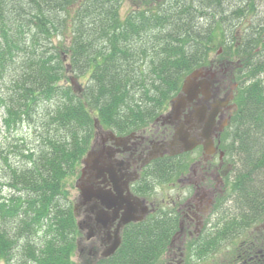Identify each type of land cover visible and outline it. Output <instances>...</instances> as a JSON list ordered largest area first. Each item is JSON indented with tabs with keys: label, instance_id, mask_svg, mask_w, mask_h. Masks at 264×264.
<instances>
[{
	"label": "trees",
	"instance_id": "16d2710c",
	"mask_svg": "<svg viewBox=\"0 0 264 264\" xmlns=\"http://www.w3.org/2000/svg\"><path fill=\"white\" fill-rule=\"evenodd\" d=\"M122 1L0 0V264H67V233L76 228L64 187L95 121L124 131L157 118L184 77L228 38L234 53L227 44V55L237 56L236 79L243 81L227 145L237 169L226 224L258 220L264 0H164L154 12L133 9L121 21ZM21 123L37 125L32 144L19 137ZM163 228L155 221L136 229L112 264H149L167 241Z\"/></svg>",
	"mask_w": 264,
	"mask_h": 264
},
{
	"label": "flooded vegetation",
	"instance_id": "af4514ba",
	"mask_svg": "<svg viewBox=\"0 0 264 264\" xmlns=\"http://www.w3.org/2000/svg\"><path fill=\"white\" fill-rule=\"evenodd\" d=\"M210 66L214 67V64L210 62ZM222 90L220 86L210 87L195 101L186 104L182 114H168L160 123L151 124L142 132L144 137L142 133L129 136L105 134L99 144L100 149L80 171L75 185L74 215L79 229L74 258L81 259L88 252L90 258L85 264H105L111 257L106 256L111 248L116 243L120 245L123 237L133 233L131 228L134 224L142 223L148 215H160L163 226H173L177 222L166 252L171 248L175 235L180 233L188 237L185 250H177L181 254L179 264H217L219 258L227 257L234 262L224 264H264V242L256 245L252 238L240 241L246 231L249 236L253 229L256 233H263L264 220L260 227L253 226L249 230L238 218L235 224L229 226L226 224L228 216L224 214V204L215 206L217 194L222 192L220 179L224 162L219 157V150L214 155H207L203 136L214 141L219 138L234 109ZM206 124L210 125L209 131L205 130ZM175 130L187 132V139H195L198 145L192 152H183L184 143L175 137ZM148 132L150 135L145 136ZM133 139L135 143L131 142ZM118 146L122 152H129L128 155L117 149ZM193 153L201 155L198 164L210 163L202 182H198L200 175L196 170L192 179H185V173H180L179 177L175 175L176 170H182L181 166L185 169L184 163L196 161H190ZM216 157L217 167L211 164ZM162 177L168 181L160 183ZM177 184L181 186L177 187ZM161 185L171 188L169 193L174 192L167 201L164 196L161 199L157 196ZM223 224L228 228H224ZM81 238L88 242V247L80 245ZM223 253H233L234 256ZM162 262L161 257L156 264Z\"/></svg>",
	"mask_w": 264,
	"mask_h": 264
},
{
	"label": "rangeland",
	"instance_id": "374dc122",
	"mask_svg": "<svg viewBox=\"0 0 264 264\" xmlns=\"http://www.w3.org/2000/svg\"><path fill=\"white\" fill-rule=\"evenodd\" d=\"M132 2H136V3H138L136 0H132ZM263 9H264V5H263V7H262ZM131 2H130V0H123L122 1V5H121V7H120V9L118 10V19L120 20V15L122 16V17H125V15L126 14H128L129 12H131ZM141 9V8H140ZM256 15L257 14H254L253 13V16H254V18L253 19H255L256 18ZM248 20H245L244 22H243V25H241V27L242 26H244V23L245 22H247ZM262 22H264V21H262ZM247 25H249V24H247ZM258 29H262V28H258ZM137 42V41H136ZM220 52L217 54L216 52H212L210 55V58H212V60H210V61H212L213 63L212 64H215V66H216V63L218 62V67L217 68H215V69H219L220 67H222V65H224V66H226L225 67V72H224V75L227 77V78H231L232 76H233V73H234V71L232 70V64L230 63V60L235 64V61H234V57H237V56H228L227 55V51H225L224 49L223 50H219ZM218 52V51H217ZM216 54L218 55V59H217V57H216ZM232 54V53H231ZM216 57V58H215ZM225 61V62H224ZM214 66V67H215ZM206 68H208V67H206ZM215 71H218V73H219V75L221 76L222 75V72L220 71V70H215ZM235 74H236V72H235ZM67 76H68V81L71 83L70 85L71 86H74V88L76 89V90H79V88H80V83L78 82L79 80L77 79V80H73L72 78H71V76H73V75H70V74H67L66 75V78H67ZM214 79L217 81V77H214ZM218 80H219V82H218V84H220V87H221V82L224 80V78H219L218 77ZM65 85V84H64ZM217 85V84H216ZM217 86H219V85H217ZM231 84H229L228 83V81L225 83V85H224V89H226V90H230V88H231ZM226 90H222V94L223 95H226V94H228L227 93V91ZM180 100V97H177V100ZM173 99H171V101H172ZM170 101V102H171ZM191 103V98L188 100V104H190ZM233 105H237L236 103H232ZM182 108H183V106H182ZM182 108H180V110H179V113H181L182 112ZM172 110V109H171ZM171 111L169 110L168 111V113H170ZM182 114V113H181ZM0 128L2 129V124H1V117H0ZM40 128V127H39ZM162 128V127H161ZM36 129H38L37 128V125L35 124V123H31V124H29V125H23L21 128H20V138L21 137H23L25 140H26V142L27 143H29V144H32L33 143V141H34V138H32V137H34V134L37 132V130ZM160 134H162L161 133V131L159 132ZM171 133V132H170ZM141 134V133H140ZM147 135H150V133L148 132L145 136H147ZM122 136H123V134H122ZM142 136L144 137V133H142ZM0 141H1V137H0ZM132 143H135V140L133 139L132 141H131ZM98 141H97V139H95V140H93V142H92V144H91V146L90 147H88L86 150V152H95V151H97V150H99L100 148H98L99 146H98ZM106 145V144H105ZM102 148H103V146H101ZM117 149H120V151L122 152V149H121V147L120 146H118L117 147ZM122 153H126V155H128V153L129 152H127V151H125V152H122ZM130 155V154H129ZM193 156H191V158H190V161L192 162L193 160H196V161H194V162H192V164L190 165V169H189V171L188 172H186L185 174H184V177H185V179H192L193 178V176H194V174H193V171L194 170H196V173H198L199 172V179H198V182H202L203 180H204V178H206V173L208 172V170H207V166L210 164V163H206V162H200L199 164H198V161H200V154H197V153H193L192 154ZM208 155V154H207ZM209 156V155H208ZM232 159V158H231ZM229 157H226L225 158V162H231V161H233V159L231 160ZM213 166H218V160H217V157L214 159V161L211 163ZM229 164H231V163H229ZM202 172V173H201ZM81 178H82V180L84 179V175L83 176H81ZM81 180V181H82ZM69 182H70V180H69ZM75 183H78V181L76 180L75 181ZM70 186H71V190H70V195H69V198H70V202H71V200L73 201V198L74 197H76L77 196V191L75 190V184H74V182H72L71 181V183H70ZM181 186V184H177V187H180ZM6 194V193H5ZM174 195V192H168V187H166L165 185H161L160 186V189H158V191H157V196L159 197V199H161V198H163L162 196H164L166 199H165V201H167L169 198L168 197H171V196H173ZM188 195V194H187ZM189 196V195H188ZM190 196H192V194L190 195ZM162 202H163V200H162ZM162 202H160L159 203V205H161V203ZM228 206H229V203L227 204ZM233 207V205L231 204L230 205V207L229 208H232ZM227 208H225V210H226ZM229 211H227V213H228ZM226 213V214H227ZM181 216H183V215H181ZM179 219H181L180 217H179ZM254 227H256V228H258L259 226H258V224H255L254 225ZM185 232H187L188 231V229H183ZM162 231H164V228H163V230ZM164 234H165V231L163 232ZM166 235V234H165ZM247 235H248V238H247ZM259 236H261V238H257V237H259ZM76 238H77V234H76V232H75V242H76ZM249 238H252L254 241H255V244L256 245H260V244H262L263 242H264V232L263 233H256V230H252L251 231V233H250V236H249V234L247 233V231L243 234V236L240 238L241 240L240 241H242V240H245V239H249ZM82 239V242L80 243V245L82 244L84 247H88V242H86V241H84V239L83 238H81ZM187 239H188V237H183V236H181L180 235V233H178L177 235H175L174 237H173V239H172V242H171V245H170V249H167V251L168 252H164V254L162 255V261L164 262V261H171V262H173V264H179L180 263V260L181 259H179L180 258V255L181 254H179V252H177V250L178 249H182V250H185V246H186V243L188 242L187 241ZM235 246V245H234ZM75 251H76V247H75V250L74 249H72L71 251H69L68 252V258H67V264H85V261L88 259V258H90V256H89V253L87 252V255H84L81 259H78V258H74V256H75ZM179 251V250H178ZM222 255H225V256H234V254L233 253H230V254H228V255H226V254H222ZM121 256V255H120ZM232 259H229L228 257H227V259H224V258H219L218 260H217V264H224V263H228V262H234V260H232ZM116 262V261H115ZM162 262V263H163ZM170 262V263H171ZM113 262L112 261H110V264H112ZM161 263V264H162ZM169 263V264H170ZM122 264H125L124 262L122 263ZM149 264H154V262L153 261H151Z\"/></svg>",
	"mask_w": 264,
	"mask_h": 264
},
{
	"label": "water",
	"instance_id": "95a60500",
	"mask_svg": "<svg viewBox=\"0 0 264 264\" xmlns=\"http://www.w3.org/2000/svg\"><path fill=\"white\" fill-rule=\"evenodd\" d=\"M198 75H200L198 72L193 73L190 77H188L186 79V81L183 84L182 87V93L186 96H188L187 98H191L192 95L195 94L194 88L197 87V84H195V81L198 77ZM185 100V98H180V100H176L174 103V108L178 109L179 105H181L183 103V101ZM205 130L209 131L210 130V125L206 124L205 125ZM176 135L178 136V138L182 137L181 132H177ZM186 150H190L192 148V145H187L186 144Z\"/></svg>",
	"mask_w": 264,
	"mask_h": 264
},
{
	"label": "bare ground",
	"instance_id": "6f19581e",
	"mask_svg": "<svg viewBox=\"0 0 264 264\" xmlns=\"http://www.w3.org/2000/svg\"><path fill=\"white\" fill-rule=\"evenodd\" d=\"M260 211H264V207Z\"/></svg>",
	"mask_w": 264,
	"mask_h": 264
}]
</instances>
